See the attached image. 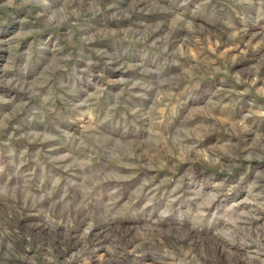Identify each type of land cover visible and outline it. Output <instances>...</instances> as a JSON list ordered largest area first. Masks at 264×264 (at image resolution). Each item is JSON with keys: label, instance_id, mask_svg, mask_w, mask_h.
<instances>
[{"label": "rangeland", "instance_id": "rangeland-1", "mask_svg": "<svg viewBox=\"0 0 264 264\" xmlns=\"http://www.w3.org/2000/svg\"><path fill=\"white\" fill-rule=\"evenodd\" d=\"M0 264H264V0H0Z\"/></svg>", "mask_w": 264, "mask_h": 264}]
</instances>
